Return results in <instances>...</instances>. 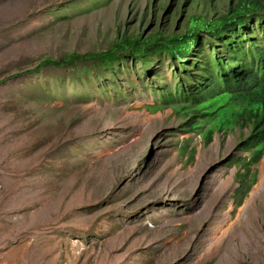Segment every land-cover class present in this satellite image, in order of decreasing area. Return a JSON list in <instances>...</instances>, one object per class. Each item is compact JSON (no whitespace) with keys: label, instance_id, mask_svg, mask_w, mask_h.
<instances>
[{"label":"rangeland","instance_id":"rangeland-1","mask_svg":"<svg viewBox=\"0 0 264 264\" xmlns=\"http://www.w3.org/2000/svg\"><path fill=\"white\" fill-rule=\"evenodd\" d=\"M192 3L0 0V264H264V188L239 219L264 155L242 183L251 128L207 142L209 125L187 131L199 117L159 108L151 88L171 80L166 58L145 80L131 62L108 81L29 71L118 35L184 33L228 0Z\"/></svg>","mask_w":264,"mask_h":264},{"label":"trees","instance_id":"trees-1","mask_svg":"<svg viewBox=\"0 0 264 264\" xmlns=\"http://www.w3.org/2000/svg\"><path fill=\"white\" fill-rule=\"evenodd\" d=\"M214 1L193 0L192 5L212 7ZM215 15L191 16L184 33L145 39L143 34L118 35L101 51L48 58L29 71L37 75L46 68H57L71 76L84 75L89 81H108V74L115 76L121 65L124 68L131 62L140 64L145 80L151 74L152 59L166 58L171 80L151 88L159 108L199 117L203 121H191L187 131L198 133L209 125L207 142L215 131L251 128L245 149L253 152L238 161L245 183L264 155V0H228L226 12Z\"/></svg>","mask_w":264,"mask_h":264},{"label":"bare ground","instance_id":"bare-ground-1","mask_svg":"<svg viewBox=\"0 0 264 264\" xmlns=\"http://www.w3.org/2000/svg\"><path fill=\"white\" fill-rule=\"evenodd\" d=\"M263 174H264V172H262V175ZM263 188H264V177L262 176L261 180H260V185H258L256 187L251 198L248 200L246 205L240 211L239 219L247 218L250 207L252 206L257 195L263 190ZM226 223L227 222L224 221L223 225L220 224V226H218L216 228L215 232L211 235L212 237L208 242V246H206L207 251H212L214 248H216L225 239V237L227 236V234L229 232V229H226L227 227H225Z\"/></svg>","mask_w":264,"mask_h":264}]
</instances>
